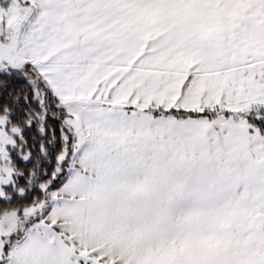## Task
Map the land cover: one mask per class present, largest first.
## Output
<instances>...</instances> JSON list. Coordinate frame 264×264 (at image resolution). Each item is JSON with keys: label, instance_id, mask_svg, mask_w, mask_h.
<instances>
[{"label": "snow or ice", "instance_id": "1", "mask_svg": "<svg viewBox=\"0 0 264 264\" xmlns=\"http://www.w3.org/2000/svg\"><path fill=\"white\" fill-rule=\"evenodd\" d=\"M0 264H264V0H0Z\"/></svg>", "mask_w": 264, "mask_h": 264}]
</instances>
